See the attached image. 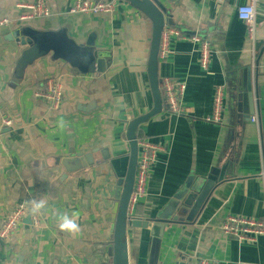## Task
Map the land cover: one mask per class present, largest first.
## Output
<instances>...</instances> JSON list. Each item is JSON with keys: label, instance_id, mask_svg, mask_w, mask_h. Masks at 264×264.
<instances>
[{"label": "crops", "instance_id": "1", "mask_svg": "<svg viewBox=\"0 0 264 264\" xmlns=\"http://www.w3.org/2000/svg\"><path fill=\"white\" fill-rule=\"evenodd\" d=\"M157 1L165 7L171 4L172 22L166 28L199 35L210 43V57L208 68L202 69L197 46L175 36L168 39L165 57L158 55V80L185 84L179 96L182 110L180 115L168 113L162 99L161 112L139 127V141L155 146L156 161L134 217L137 227L174 217L188 222L170 224L157 242L142 237L134 261L171 264L180 256L186 264L200 258L219 264H264L263 235L244 243L220 229L227 215L264 217L259 176L264 165V45L252 68L246 25L236 14L237 6L248 0ZM34 2L0 0V19L11 20L0 29V225L15 205L28 208L23 224L8 239H0V264H16L19 258L22 264H111V227L128 161L127 126L153 107L148 78L152 23L125 0H116L112 14L66 13L75 0H43L50 16L18 21L20 14L30 12L18 5ZM255 7L256 36L264 39V0ZM25 24L65 29L74 40L96 33L95 44L108 55L105 74L80 73L49 52L16 77L27 44L20 43L15 31ZM247 67L251 113L238 123L244 107L238 73ZM51 77H59L64 85L57 110L34 97ZM217 86L224 89L225 107L215 124L207 117ZM252 115L257 125L250 122ZM3 116L11 126L2 124ZM61 118L67 124L64 130L56 127ZM70 149L97 150L102 163L63 179L64 169L54 159L69 156ZM34 199L49 205L36 225L29 203ZM56 210L75 211L80 232H61ZM157 226L163 230L164 223ZM139 237L135 232L134 238Z\"/></svg>", "mask_w": 264, "mask_h": 264}, {"label": "water", "instance_id": "2", "mask_svg": "<svg viewBox=\"0 0 264 264\" xmlns=\"http://www.w3.org/2000/svg\"><path fill=\"white\" fill-rule=\"evenodd\" d=\"M131 7L136 9L142 15H145L152 23V39L150 42V52L148 60V78L150 90L153 98V107L144 115L136 117L127 126L126 139L128 142V161L124 178L121 181L118 202L115 209L114 219L112 221V244L110 246L109 256L112 259L111 264H138L134 261L133 251L140 245V239L147 237L150 241H160L163 231L170 224L177 221L188 222V219L174 217L171 220L157 219L154 224L147 221L137 227L138 220L134 217L130 223L126 217L127 203L133 190L135 169L138 158V139L136 132L141 124L155 118L162 109V98L160 93V81L157 76V60L160 47L161 34L164 27L172 22V16L169 8L157 0H125ZM14 36V35H13ZM15 37L20 39L22 45L27 47L22 50L17 61L16 77L31 65L36 59L52 52L54 58L64 60L66 63L76 68L80 73H93L104 75L108 66L106 62L108 55L96 44V33H88L80 40H74L67 35L65 29L45 30L36 29L29 24L17 27ZM239 84L242 88V108L241 113L237 115V122L241 123L250 111L251 93V70L249 67L242 69L238 73ZM69 156L65 158L55 157L54 164L61 165L64 169L63 179L68 174L78 172L86 167L102 163V156L99 151L92 150L86 153L69 150ZM181 215V213H180ZM30 223V217L25 218ZM158 222L164 223L163 230L157 226ZM190 223V222H189ZM135 232H140L139 239H135ZM136 247H135V246ZM23 259L19 258L16 264H22ZM53 264H56L54 262ZM171 264H186L183 258L176 256Z\"/></svg>", "mask_w": 264, "mask_h": 264}, {"label": "built area", "instance_id": "3", "mask_svg": "<svg viewBox=\"0 0 264 264\" xmlns=\"http://www.w3.org/2000/svg\"><path fill=\"white\" fill-rule=\"evenodd\" d=\"M258 0H248L244 4L237 6V18L246 25V34L250 41V53L252 58V68L254 67V59L257 51H260L264 45V39L256 36V3ZM20 8H27L29 13H22L18 17V21H26L40 17L50 16L49 10L44 6L43 0H35L34 3L26 5H18ZM116 0H75L73 7L68 9L66 13L83 12L91 13H109L115 12ZM167 7H171L168 4ZM11 23L10 19H0V29L8 27ZM171 36L179 37L191 41L197 46L195 49L198 54L199 64L202 69H207L210 57V43L203 40L199 35L194 34L190 36L181 35L177 29L164 27L158 55L163 58L167 51V42ZM185 84L180 83L176 85L170 78H162L160 82L161 98L165 100L166 111L170 114L180 115L181 106L179 96L184 92ZM64 85L59 77H51L46 79L43 87L34 93L35 98L44 99L47 101L49 108L57 110L63 101ZM224 89L222 86H217L213 92V102L210 115L207 121L212 123H219L224 109ZM251 123L257 125V116L249 117ZM2 124L11 126L12 122L6 116L2 117ZM155 146L144 140H138V158L135 169V177L133 190L129 196L127 203L126 217L130 223L135 215L137 203L146 195V187L149 178L150 166L156 161ZM259 176L264 183V165L261 168ZM28 212V208L24 203L17 204L4 217L0 225V239L6 240L15 231L18 226L23 224L24 217ZM41 220L39 215L32 214L31 221L36 225ZM220 229L222 233L228 237H232L240 242L252 243L259 235L264 236V217L252 218L246 216L227 215L225 216ZM131 264V260H130ZM196 264H219L216 260L200 258Z\"/></svg>", "mask_w": 264, "mask_h": 264}, {"label": "clouds", "instance_id": "4", "mask_svg": "<svg viewBox=\"0 0 264 264\" xmlns=\"http://www.w3.org/2000/svg\"><path fill=\"white\" fill-rule=\"evenodd\" d=\"M67 124L64 119H59L56 122V127L59 130H64ZM30 203V213L34 215H43L49 210L48 202L45 199H34ZM56 227L61 232H67L69 234H78L80 232V225L78 223L79 215L73 211H61L56 210L54 214Z\"/></svg>", "mask_w": 264, "mask_h": 264}, {"label": "trees", "instance_id": "5", "mask_svg": "<svg viewBox=\"0 0 264 264\" xmlns=\"http://www.w3.org/2000/svg\"><path fill=\"white\" fill-rule=\"evenodd\" d=\"M138 132H139V128H138V130H137V132H136L137 139L139 140L140 135H139Z\"/></svg>", "mask_w": 264, "mask_h": 264}]
</instances>
